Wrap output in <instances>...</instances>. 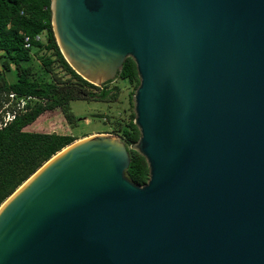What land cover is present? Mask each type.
Masks as SVG:
<instances>
[{"label":"water","instance_id":"water-1","mask_svg":"<svg viewBox=\"0 0 264 264\" xmlns=\"http://www.w3.org/2000/svg\"><path fill=\"white\" fill-rule=\"evenodd\" d=\"M84 80L139 78L126 171L114 134L74 141L0 205V264H264V0H51Z\"/></svg>","mask_w":264,"mask_h":264},{"label":"trees","instance_id":"trees-1","mask_svg":"<svg viewBox=\"0 0 264 264\" xmlns=\"http://www.w3.org/2000/svg\"><path fill=\"white\" fill-rule=\"evenodd\" d=\"M50 5L51 0H0V57L4 59L0 70V108L9 103L8 109L13 110L20 98H35L0 128V205L52 156L78 139L71 133L32 131L26 127L44 113L56 109L60 110L67 125L75 127L79 118L71 110L72 100L108 101L119 97V87L108 89L114 80L96 86L68 65L55 40ZM37 34L42 35L41 41L32 42L31 49H26L24 36ZM33 55L50 74V80L36 79L31 67L23 65V62L31 61ZM11 64L18 74L14 83L5 78ZM55 67L67 73L69 78L62 79ZM116 79L132 83L136 90L139 78L131 58H126ZM10 93L15 94L12 101L8 97ZM134 119L135 113H132L126 124L119 125L114 134L124 140L130 152L127 176L141 186L148 180L149 169L145 158L131 148L140 137Z\"/></svg>","mask_w":264,"mask_h":264},{"label":"rangeland","instance_id":"rangeland-1","mask_svg":"<svg viewBox=\"0 0 264 264\" xmlns=\"http://www.w3.org/2000/svg\"><path fill=\"white\" fill-rule=\"evenodd\" d=\"M3 60L0 57V70H2ZM23 65L31 67L36 79L50 80V74L45 71L37 56L33 55L31 61L23 62ZM55 72L62 79L69 78V75L58 67H55ZM5 78L9 83L17 81L18 74L13 64L11 69L5 72ZM115 87H119V97L116 100H72L71 110L79 118L75 127L67 125L60 110L56 109L44 113L32 125L26 127V130L71 133L78 138L77 140L95 134H114L119 125L126 124L130 115L134 113L133 92H135L133 84L126 80L116 79L108 85V89Z\"/></svg>","mask_w":264,"mask_h":264},{"label":"built area","instance_id":"built-area-1","mask_svg":"<svg viewBox=\"0 0 264 264\" xmlns=\"http://www.w3.org/2000/svg\"><path fill=\"white\" fill-rule=\"evenodd\" d=\"M41 39H42L41 34H37L33 37L29 35H25L23 39L24 47L26 49H31L32 42H39L41 41ZM8 97L10 101H12L15 98V94L10 93ZM31 100H35V98L32 96L20 98L18 101H16L15 105L13 106V110H9L8 108L10 107V104L5 103V105L2 108H0V128L5 127L7 123H9L12 119H14L16 112L18 110H23L25 105Z\"/></svg>","mask_w":264,"mask_h":264}]
</instances>
